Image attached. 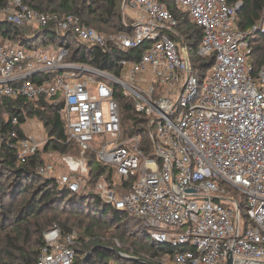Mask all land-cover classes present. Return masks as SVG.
Listing matches in <instances>:
<instances>
[{
    "label": "built area",
    "instance_id": "2783aa9c",
    "mask_svg": "<svg viewBox=\"0 0 264 264\" xmlns=\"http://www.w3.org/2000/svg\"><path fill=\"white\" fill-rule=\"evenodd\" d=\"M174 2L204 31L198 55L215 56L203 77L193 71L187 44L170 36L179 20L162 0L124 1V15L135 21L131 34L103 33L77 14L60 16L7 0L0 11L14 24L55 23L61 32L104 50L109 45L145 50L118 60L120 70L113 72L68 61L65 46L38 49L1 40L0 99L36 102L62 94L60 113L83 158L65 157L69 172L61 176L52 165L38 172L80 192L88 184L85 154L95 151L113 169L111 178L105 174L96 185L101 197L141 219L154 241L178 248L164 264H228L230 256L237 262L264 260V66L256 71L251 62L252 39L264 32V14L257 25L241 30L236 24L241 1ZM48 74L54 75L44 79ZM37 75L42 78L31 80ZM117 91L150 118L152 154L140 135H125ZM40 144L32 135L21 140L19 159L27 161ZM221 181L246 196L247 227L240 199L228 195ZM75 235L62 240L54 224L34 264H73Z\"/></svg>",
    "mask_w": 264,
    "mask_h": 264
},
{
    "label": "trees",
    "instance_id": "16d2710c",
    "mask_svg": "<svg viewBox=\"0 0 264 264\" xmlns=\"http://www.w3.org/2000/svg\"><path fill=\"white\" fill-rule=\"evenodd\" d=\"M124 1L23 0L30 7L45 13H57L60 16L77 14L82 23L103 33L131 34L135 21L124 15ZM162 1L166 2L179 20L178 27L169 31L170 36L187 44L193 71L203 77L215 62V56L198 55L203 29L193 23L187 13L181 12L174 0ZM229 1L232 4L238 1L242 3L236 18V24L241 30L257 25L264 14V0ZM6 5L7 0H0V8ZM2 13L0 11V41L8 40L38 49L49 47V42H53L56 46L69 49L68 61L84 62L103 70L118 72V60L137 58L145 50V46H141L125 52L115 45H109L104 50L79 41L72 32H61L55 23L47 27L36 26L37 29L30 31L31 26L14 24ZM252 42L251 62L255 70L259 71L264 66V32L259 31ZM53 75L48 74L44 79ZM41 78L42 75H37L31 80ZM115 96L120 104L125 135H140L143 149L152 154L154 146L150 135V118L135 110L134 99L124 96L120 91ZM63 105L62 94L54 98L43 96L36 102L26 98L0 99V223L9 224L8 229L2 228L0 264H34L46 243L44 232L54 224L60 227L64 239L74 230L78 231L73 264H82L84 255L93 248L86 264H164L163 258L178 248L170 243L154 241L148 230L142 227L141 219L115 208L101 197L96 191V185L105 174L111 178L113 169L101 163L95 151H87L85 154L89 167L88 184L80 192L73 193L61 187L57 178H49L38 172V167L45 163L43 154L66 156L81 153L79 143L69 140L66 122L60 113ZM14 118H17V123H14ZM34 118L45 127L48 140L43 148L22 162L18 157L17 146L21 140L28 138L24 124ZM220 183L232 189L225 182ZM6 198L18 203L13 216L5 212ZM239 206L247 227L251 221L247 214L245 195L240 198ZM187 249L193 250L192 247H185Z\"/></svg>",
    "mask_w": 264,
    "mask_h": 264
},
{
    "label": "rangeland",
    "instance_id": "374dc122",
    "mask_svg": "<svg viewBox=\"0 0 264 264\" xmlns=\"http://www.w3.org/2000/svg\"><path fill=\"white\" fill-rule=\"evenodd\" d=\"M132 11H130L131 13ZM3 14V13H2ZM4 15V14H3ZM30 26V25H29ZM36 26H31L29 27L30 31L32 30H35L37 28H35ZM49 46H56L54 45L53 42H49L48 44ZM33 121V122H32ZM24 127H25V130L27 132V135H32V137H34L37 141H41L42 144H40V149L44 147V144L45 142L48 140V135H47V131L45 129V127L43 126V124L40 122V120L34 118V119H29L25 124H24ZM44 157H45V163L41 166H48V165H52L53 167V173L56 175V176H61L62 174H65L67 172H69V168H68V165H67V161L65 160V157L69 156V155H66V156H61V155H58L56 153H51V154H43ZM73 156L74 158H83L82 156V152L81 153H78L76 155H71ZM31 189V187H30ZM228 195H231V196H235L237 197L238 199H240L242 197V191L238 190V189H235V188H232V189H228ZM29 193L26 194V196L28 195ZM4 203L5 205L7 206V209H5V212L8 216H13L14 213H15V209L17 208V205L18 203L16 201H13L12 199H8L6 198L4 200ZM2 211L0 210V213ZM1 222V221H0ZM2 228H6L8 229L9 228V224L8 223H5V224H2L0 223V240L2 238V235H3V231H2ZM52 228V226L47 229L45 232H44V237L46 235V233ZM76 232V235H75V238L78 237L77 235V230H74ZM63 237V236H62ZM64 240V238H62ZM118 245L121 246V243L118 242ZM168 261H165L164 258H163V263H167Z\"/></svg>",
    "mask_w": 264,
    "mask_h": 264
},
{
    "label": "water",
    "instance_id": "95a60500",
    "mask_svg": "<svg viewBox=\"0 0 264 264\" xmlns=\"http://www.w3.org/2000/svg\"><path fill=\"white\" fill-rule=\"evenodd\" d=\"M94 251V248L91 249L90 251H88L84 257H83V260H82V264H86L92 254V252ZM123 256H127L126 254L124 253H121ZM129 258L131 259H135V260H140V258H137V257H134V256H128ZM228 264H264V260H254V261H246V262H237L233 259L232 256L229 257L228 259Z\"/></svg>",
    "mask_w": 264,
    "mask_h": 264
},
{
    "label": "crops",
    "instance_id": "0c3cea01",
    "mask_svg": "<svg viewBox=\"0 0 264 264\" xmlns=\"http://www.w3.org/2000/svg\"><path fill=\"white\" fill-rule=\"evenodd\" d=\"M27 133V132H26Z\"/></svg>",
    "mask_w": 264,
    "mask_h": 264
}]
</instances>
